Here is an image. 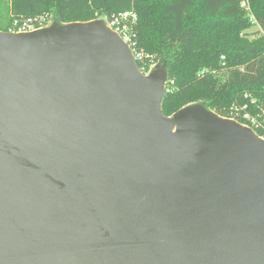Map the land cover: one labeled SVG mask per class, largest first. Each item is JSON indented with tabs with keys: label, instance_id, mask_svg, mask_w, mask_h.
Wrapping results in <instances>:
<instances>
[{
	"label": "water",
	"instance_id": "obj_1",
	"mask_svg": "<svg viewBox=\"0 0 264 264\" xmlns=\"http://www.w3.org/2000/svg\"><path fill=\"white\" fill-rule=\"evenodd\" d=\"M106 25L0 31V264H264V140L165 117Z\"/></svg>",
	"mask_w": 264,
	"mask_h": 264
},
{
	"label": "trees",
	"instance_id": "obj_2",
	"mask_svg": "<svg viewBox=\"0 0 264 264\" xmlns=\"http://www.w3.org/2000/svg\"><path fill=\"white\" fill-rule=\"evenodd\" d=\"M126 11L137 16V48L147 57L139 71L166 63L165 117L200 104L231 119L235 106L252 112L251 101L264 103V0H0V31L20 18L45 16L50 26ZM252 27L259 31L250 38Z\"/></svg>",
	"mask_w": 264,
	"mask_h": 264
},
{
	"label": "built area",
	"instance_id": "obj_3",
	"mask_svg": "<svg viewBox=\"0 0 264 264\" xmlns=\"http://www.w3.org/2000/svg\"><path fill=\"white\" fill-rule=\"evenodd\" d=\"M242 5L244 6V4ZM104 24L128 47L136 63L143 62L144 59H147L137 48V16L134 12L126 11L114 14L110 19H106ZM47 26L48 20L45 16L20 18L11 23L8 32L14 34L30 33ZM151 60L152 58L148 59L149 63H151ZM152 66H150V69ZM251 104L254 105L252 112L247 111V105L245 103L240 107H233L231 109L232 117L230 120L249 128L258 138L264 140V103L257 104L255 101H251Z\"/></svg>",
	"mask_w": 264,
	"mask_h": 264
},
{
	"label": "rangeland",
	"instance_id": "obj_4",
	"mask_svg": "<svg viewBox=\"0 0 264 264\" xmlns=\"http://www.w3.org/2000/svg\"><path fill=\"white\" fill-rule=\"evenodd\" d=\"M97 20H99V21H101V22H106V19H102V18H100V19H97ZM94 21V20H93ZM49 23V22H48ZM49 27V26H48ZM48 27H45V28H48ZM257 31H259V29L257 28V27H252L249 31H248V33L250 34L249 35V37L250 38H252L253 36H254V34L257 32ZM161 67V65L160 64H158V63H156L155 64V66L153 65L152 67H151V69L145 74V75H149L153 70H155V68L157 69V68H160Z\"/></svg>",
	"mask_w": 264,
	"mask_h": 264
}]
</instances>
